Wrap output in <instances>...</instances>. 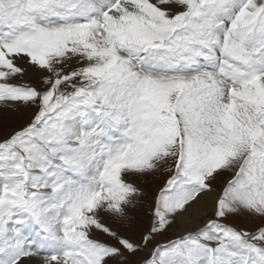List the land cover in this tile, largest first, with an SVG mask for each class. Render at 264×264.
I'll list each match as a JSON object with an SVG mask.
<instances>
[{"label":"snow or ice","instance_id":"1","mask_svg":"<svg viewBox=\"0 0 264 264\" xmlns=\"http://www.w3.org/2000/svg\"><path fill=\"white\" fill-rule=\"evenodd\" d=\"M0 264H264V0H0Z\"/></svg>","mask_w":264,"mask_h":264}]
</instances>
